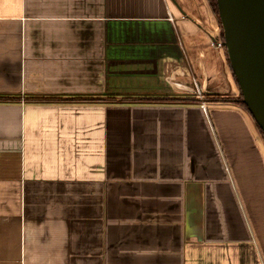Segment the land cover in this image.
I'll list each match as a JSON object with an SVG mask.
<instances>
[{
  "label": "crops",
  "instance_id": "obj_1",
  "mask_svg": "<svg viewBox=\"0 0 264 264\" xmlns=\"http://www.w3.org/2000/svg\"><path fill=\"white\" fill-rule=\"evenodd\" d=\"M220 32L209 0H0V264H264Z\"/></svg>",
  "mask_w": 264,
  "mask_h": 264
},
{
  "label": "water",
  "instance_id": "obj_2",
  "mask_svg": "<svg viewBox=\"0 0 264 264\" xmlns=\"http://www.w3.org/2000/svg\"><path fill=\"white\" fill-rule=\"evenodd\" d=\"M217 7L242 101L264 134V0H217Z\"/></svg>",
  "mask_w": 264,
  "mask_h": 264
},
{
  "label": "trees",
  "instance_id": "obj_3",
  "mask_svg": "<svg viewBox=\"0 0 264 264\" xmlns=\"http://www.w3.org/2000/svg\"><path fill=\"white\" fill-rule=\"evenodd\" d=\"M209 2H210V4H211V7H212V9L214 10V12L216 13V14H218V7H217V0H209ZM227 54V53H226ZM227 56H228V54H227ZM236 80V79H235ZM237 83V82H236ZM8 99H10L9 97H0V100H8ZM238 101H239V103L241 104V105H243L246 109H247V107H246V105L244 104V102L242 101V94H240V96L238 97ZM262 134H263V132H262ZM264 135V134H263Z\"/></svg>",
  "mask_w": 264,
  "mask_h": 264
},
{
  "label": "rangeland",
  "instance_id": "obj_4",
  "mask_svg": "<svg viewBox=\"0 0 264 264\" xmlns=\"http://www.w3.org/2000/svg\"><path fill=\"white\" fill-rule=\"evenodd\" d=\"M213 11H214V10H213ZM218 36H219L220 38H222V40H224V38H223V28H222V25H221V32L218 33ZM215 45H216V48H217L218 50H222L223 52L227 53L226 48L221 49V48L218 47L217 44H215ZM226 55H227V54H226ZM227 58H228V57H227ZM229 67L231 68L230 64H229ZM231 71H232V69H231ZM232 73H233V72H232ZM239 91H240V89H239ZM240 94H241V92H239L237 98L240 96ZM228 99H231V97H228Z\"/></svg>",
  "mask_w": 264,
  "mask_h": 264
},
{
  "label": "built area",
  "instance_id": "obj_5",
  "mask_svg": "<svg viewBox=\"0 0 264 264\" xmlns=\"http://www.w3.org/2000/svg\"><path fill=\"white\" fill-rule=\"evenodd\" d=\"M217 45L219 48L223 49L225 48L224 46V40H222V38H220L218 41H217ZM200 92V91H199Z\"/></svg>",
  "mask_w": 264,
  "mask_h": 264
}]
</instances>
